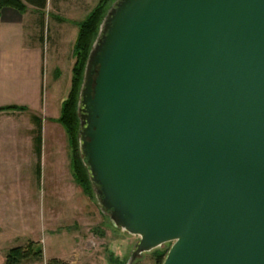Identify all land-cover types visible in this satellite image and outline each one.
Instances as JSON below:
<instances>
[{
	"label": "water",
	"instance_id": "obj_1",
	"mask_svg": "<svg viewBox=\"0 0 264 264\" xmlns=\"http://www.w3.org/2000/svg\"><path fill=\"white\" fill-rule=\"evenodd\" d=\"M77 114L127 264H264V0H114Z\"/></svg>",
	"mask_w": 264,
	"mask_h": 264
},
{
	"label": "rangeland",
	"instance_id": "obj_2",
	"mask_svg": "<svg viewBox=\"0 0 264 264\" xmlns=\"http://www.w3.org/2000/svg\"><path fill=\"white\" fill-rule=\"evenodd\" d=\"M61 1L64 0L49 1L43 17V38L44 41L58 38L63 47L60 50L64 54L61 88L58 90L62 89L64 95L69 91L74 62L70 28H75L73 23L80 22L100 0H86L84 4L81 0L78 5L76 0ZM58 2L59 6L55 7ZM112 3L113 0L109 7ZM28 10L32 12L30 7ZM56 17L68 20L67 24L58 25ZM48 27L49 31H46ZM50 68V72L45 73L44 92L51 97L54 69ZM30 116L27 112L22 118ZM39 116L44 121L47 119L46 114L42 117L39 113ZM57 127L59 149L55 156L50 157L49 167L42 171L45 178L41 179L43 173H38L36 155L24 153L21 158L26 161L10 160L7 164H0V264H5L6 254L11 248L25 246L29 241L42 248L43 258L22 264H48L54 257L68 264H127L139 237L113 225L96 198L85 195L75 182L69 139L60 123ZM170 246L167 243L144 253L133 264H157L158 254L163 252L167 255Z\"/></svg>",
	"mask_w": 264,
	"mask_h": 264
},
{
	"label": "crops",
	"instance_id": "obj_3",
	"mask_svg": "<svg viewBox=\"0 0 264 264\" xmlns=\"http://www.w3.org/2000/svg\"><path fill=\"white\" fill-rule=\"evenodd\" d=\"M49 1L47 0L46 8ZM80 1L76 0V4L78 5ZM85 1L83 0V4ZM59 2L55 3V7L59 6ZM65 2L66 0L61 1V3ZM29 7L32 12L27 10L25 13H20L13 8H5L0 15V108L11 105L25 107V110L0 111V164H7L10 160L21 162L24 160L21 156L29 153L30 156L36 155L39 175H42L45 167H49L50 157L55 156L59 149L57 147L58 118L61 113L60 105L62 106L67 95L66 91L62 95L59 84L62 78L61 66L64 62V54L60 53L63 47L60 46L58 38L52 37L49 41H44L43 17L46 8L37 10L32 6ZM56 18L58 25L67 24L68 20ZM77 22L73 23L75 28H70L72 44H75L79 33ZM49 27L46 31H49ZM50 67L54 69L51 97L44 92L45 73L50 72ZM27 112H30L31 116L23 119V113ZM39 113L42 117L46 114L49 121L41 119ZM39 124L41 125L40 153L36 147ZM6 155L8 156L5 157ZM43 177L45 178L44 173L41 179Z\"/></svg>",
	"mask_w": 264,
	"mask_h": 264
},
{
	"label": "trees",
	"instance_id": "obj_4",
	"mask_svg": "<svg viewBox=\"0 0 264 264\" xmlns=\"http://www.w3.org/2000/svg\"><path fill=\"white\" fill-rule=\"evenodd\" d=\"M110 1L100 0L87 17L76 25L79 28L78 37L73 49L72 78L69 91L62 102L58 122L64 127L71 149V168L75 182L89 198H95L93 185L89 179L88 169L79 150V119L77 114L80 88L83 81L86 61L99 32L100 25L108 10ZM114 1V0H113ZM47 0H0V15L5 8H13L20 13H25L29 6L37 10L46 8ZM1 110H25V107L15 105L0 108ZM37 150H41V125H38ZM40 170L38 169V173ZM166 254L161 252L157 256V264H163ZM43 250L36 242L29 241L25 246L11 248L5 257V264H22L28 260H42ZM48 264H68L57 258H52Z\"/></svg>",
	"mask_w": 264,
	"mask_h": 264
}]
</instances>
